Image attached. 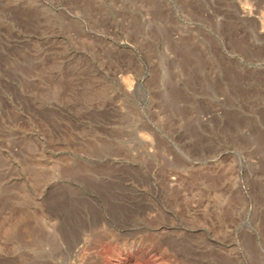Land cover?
I'll list each match as a JSON object with an SVG mask.
<instances>
[{"label":"rangeland","instance_id":"374dc122","mask_svg":"<svg viewBox=\"0 0 264 264\" xmlns=\"http://www.w3.org/2000/svg\"><path fill=\"white\" fill-rule=\"evenodd\" d=\"M0 264H264V0H0Z\"/></svg>","mask_w":264,"mask_h":264}]
</instances>
